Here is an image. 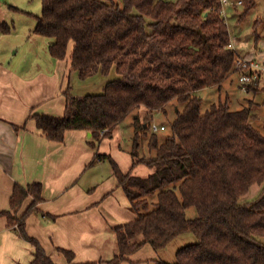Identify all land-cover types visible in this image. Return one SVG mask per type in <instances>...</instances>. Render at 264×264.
I'll return each instance as SVG.
<instances>
[{
	"label": "trees",
	"instance_id": "obj_1",
	"mask_svg": "<svg viewBox=\"0 0 264 264\" xmlns=\"http://www.w3.org/2000/svg\"><path fill=\"white\" fill-rule=\"evenodd\" d=\"M40 1L33 33L50 40V55L67 61L81 80L111 72L115 78L100 94L77 95L68 84L62 91L66 105L61 117L32 114L29 120L53 142L62 143L67 131L89 132V144L96 148L134 115L132 164L152 170L147 177L124 174L110 156L95 155V161L110 162L136 214L135 220L111 229L115 253L98 264H121L146 245L157 251L188 232L196 243L179 249L175 262L154 264H264V196L249 205L240 203L253 185L264 181L259 105L250 100L233 111L228 100L218 101L201 113L200 91H221L235 72L237 53L229 47L221 0ZM240 1L241 21L256 0ZM0 28L10 32L5 24ZM258 81L247 84V91ZM171 102L177 105L171 134L163 141L151 134L148 149L153 154L140 156L145 132L138 111H147L146 128ZM28 197L33 201L19 214ZM41 201L39 183L15 185L11 211L0 212V217L34 246L29 264H55L25 230L27 217ZM190 207L197 212L193 219L186 217ZM59 251L68 264H76L72 252Z\"/></svg>",
	"mask_w": 264,
	"mask_h": 264
},
{
	"label": "crops",
	"instance_id": "obj_2",
	"mask_svg": "<svg viewBox=\"0 0 264 264\" xmlns=\"http://www.w3.org/2000/svg\"><path fill=\"white\" fill-rule=\"evenodd\" d=\"M47 41L39 58L41 65L33 70L21 66L19 60L0 59V212L11 211L15 185L39 183L42 201L26 219L28 236L39 242L55 264H68L60 249L72 252L76 264H98L101 258L114 255L104 245L114 240L111 229L135 220L136 214L118 186L110 162L95 161V155L110 156L124 174L146 177L152 170L146 172L143 164L133 167L130 147L120 144V124L96 148L89 144V132L67 131L64 141L58 143L37 131L30 115L61 117L66 105L62 94L65 79L71 81L76 75L67 61L50 55ZM32 201L28 197L19 214ZM15 228L6 217H0V264H29L34 258V246ZM157 260V253L146 245L121 264H154Z\"/></svg>",
	"mask_w": 264,
	"mask_h": 264
},
{
	"label": "rangeland",
	"instance_id": "obj_3",
	"mask_svg": "<svg viewBox=\"0 0 264 264\" xmlns=\"http://www.w3.org/2000/svg\"><path fill=\"white\" fill-rule=\"evenodd\" d=\"M228 2L230 4L225 7V10L226 13H229L231 16L227 17L226 15L225 21L229 29L231 40H234L231 41V44L237 56L264 64V0H256L254 8L241 21L239 19L242 10L241 6L236 5L238 12H235L236 8L233 7L237 0H228ZM40 15V0H0V26L1 24H5L10 29V32L4 33L0 28V59L5 60L12 58L13 63L15 60H19L21 66H28V69L31 70L35 69L37 64L41 65L39 58L44 54L43 46L48 42V39L41 36L38 37L33 33L36 25V17ZM113 78H115L114 72H111L109 76L98 75L86 80H81L73 74L71 81L66 77L64 85L66 87L69 84L71 86V91L77 95L100 94L103 92L104 85ZM254 86L256 87L247 91L246 87L243 88V86L239 84L238 74H231L221 91H218L216 88H207L200 91L199 95L203 99L201 113H205L212 104L218 101H226V97L233 111L243 109L247 101L251 100L259 105V109L256 110L258 117L257 124L262 130L264 127L263 74L257 85ZM176 106L174 102H171L167 105L165 113L158 112L154 114L153 119L146 124L148 125L146 128L144 127L143 119L147 111L143 107L138 111L140 122L145 132V135L140 139V156L148 157L153 154L150 153L148 149V140L151 134H153L150 128L151 124H156L158 126L163 125L166 127L164 131L156 132L160 141L165 140V138L171 134V124L176 116ZM134 119L135 116L130 115L120 124L118 129L121 147H127L126 149L130 147V152L134 135ZM32 123H34L33 120ZM130 152H128L129 155ZM122 153L120 152V154ZM105 164V166H109L108 163ZM143 168H146V172L150 170L148 167ZM262 196H264V181L253 185L248 193L240 199V203L249 205ZM196 216L197 212L194 207H190L186 210V217L188 219H193ZM261 240L264 241V238ZM110 241L111 239L107 240L104 245L107 247L110 246L112 253H115V242L114 240L112 242ZM196 242L197 239L195 235L188 232L176 237L165 248L154 251L157 253L159 260L173 263L175 262V254L179 249Z\"/></svg>",
	"mask_w": 264,
	"mask_h": 264
},
{
	"label": "built area",
	"instance_id": "obj_4",
	"mask_svg": "<svg viewBox=\"0 0 264 264\" xmlns=\"http://www.w3.org/2000/svg\"><path fill=\"white\" fill-rule=\"evenodd\" d=\"M221 4L222 8L220 10V13L221 15L226 17L227 13L225 7L230 3L228 2V0H221ZM240 4V0L236 2V5ZM229 47L233 48L232 44H230ZM234 71L238 74L239 84L243 86V88H245L247 84L256 82L261 79L262 74L264 75V64H260L256 61L247 60L237 56L234 61ZM150 128L153 133L164 131L166 129L165 126H158L156 124H151Z\"/></svg>",
	"mask_w": 264,
	"mask_h": 264
},
{
	"label": "water",
	"instance_id": "obj_5",
	"mask_svg": "<svg viewBox=\"0 0 264 264\" xmlns=\"http://www.w3.org/2000/svg\"><path fill=\"white\" fill-rule=\"evenodd\" d=\"M135 118H136V116H135ZM90 135V134H89Z\"/></svg>",
	"mask_w": 264,
	"mask_h": 264
}]
</instances>
